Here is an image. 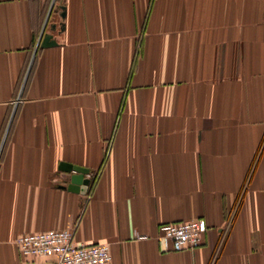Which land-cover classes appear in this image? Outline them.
<instances>
[{"label": "crops", "instance_id": "0c3cea01", "mask_svg": "<svg viewBox=\"0 0 264 264\" xmlns=\"http://www.w3.org/2000/svg\"><path fill=\"white\" fill-rule=\"evenodd\" d=\"M61 230L109 264H264V0H0V264H55L15 242Z\"/></svg>", "mask_w": 264, "mask_h": 264}, {"label": "built area", "instance_id": "2783aa9c", "mask_svg": "<svg viewBox=\"0 0 264 264\" xmlns=\"http://www.w3.org/2000/svg\"><path fill=\"white\" fill-rule=\"evenodd\" d=\"M159 243L165 252L194 250L202 243L200 221L163 225ZM21 257L53 258L55 264H109L107 245H76L71 231L61 230L19 237L15 242Z\"/></svg>", "mask_w": 264, "mask_h": 264}, {"label": "water", "instance_id": "95a60500", "mask_svg": "<svg viewBox=\"0 0 264 264\" xmlns=\"http://www.w3.org/2000/svg\"><path fill=\"white\" fill-rule=\"evenodd\" d=\"M56 43L53 40L51 34H42L41 39L38 43V47L41 49L50 48L55 46ZM60 170L64 172H73V175L70 177V184L68 186L69 191L77 192L80 191L84 194L89 186L90 181L85 179V176L88 175V171L82 168L74 167L72 165L62 164Z\"/></svg>", "mask_w": 264, "mask_h": 264}]
</instances>
